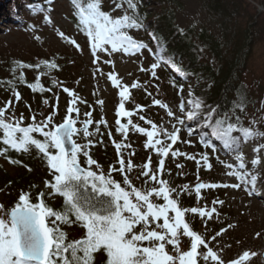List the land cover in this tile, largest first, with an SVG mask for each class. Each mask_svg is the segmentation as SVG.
Listing matches in <instances>:
<instances>
[{
  "label": "snow or ice",
  "instance_id": "6c2138e0",
  "mask_svg": "<svg viewBox=\"0 0 264 264\" xmlns=\"http://www.w3.org/2000/svg\"><path fill=\"white\" fill-rule=\"evenodd\" d=\"M49 3L52 0H48ZM103 0H72L75 14L78 17V24L81 31L88 37L91 53L95 60H100L101 53L122 52L133 55L148 48L146 43L134 39L129 31L132 29H142L143 20L137 11L135 0H113L116 8H126L120 17H113L110 13L102 10ZM131 10V15L128 14ZM51 23L50 17H46ZM58 35L69 43L79 48L75 40L65 36L63 32ZM153 40L157 37L153 34ZM39 39V37H36ZM157 62L151 65L152 75L155 76V69L161 63L170 64L172 68L181 73L173 60H166L163 55H157ZM41 64L46 69H56L58 65L52 61H42ZM31 64L16 62V68L12 71L15 74L20 70L18 79L24 81V69H31ZM35 67H40L36 65ZM143 70V69H142ZM113 85L120 87V81L116 75L109 74ZM11 83V82H9ZM55 83V81H54ZM33 92H43L44 87L39 82L27 84ZM132 87H139L138 82ZM181 87V91H182ZM69 97L71 105L77 103L74 92L64 88ZM13 95L19 101L20 93L13 88ZM122 100L129 99L128 87H123L119 93ZM48 104L47 99L43 101ZM102 105L103 101H99ZM154 103L161 108L168 106L159 100ZM191 109L185 111V104H180V111L187 121L196 119L203 109V101L194 99L187 101ZM8 104L0 108V136L5 147L0 150V156L6 155L9 149L19 153H29L35 149L43 158L49 169L51 180L45 181V188L48 196H59L63 198V206L56 210L50 207L45 201V192L37 194L33 202L30 192H21L18 201L10 209L0 204V264H95V254L106 255L105 264H225L217 251L209 246V241L202 234L193 230L190 222L186 220V214L191 213L203 218L212 219L218 215L216 204H223V201H213V207L194 206L182 208L180 196L185 192H191L189 186H181L180 190L172 188L169 183L162 179L165 159L170 154L173 158L184 155L188 159L195 160V157L188 156L172 149L179 140L180 128L177 125H185L186 120L176 117V124L172 125V131L151 124V130L134 125L129 119L127 124H122L118 119L116 124L124 139L127 138L129 126L136 131L143 133L147 137L146 147L152 148L161 157L158 168L153 170L150 167L151 158L144 164V171L141 175L147 177L140 187L135 186L128 173L133 169L130 160L125 161L121 148L125 145L115 143L119 159V167L112 166L108 173L90 155L91 141L88 143H78L77 138L82 134L84 138L92 135L90 126L93 120L91 113H85L84 120L79 117V109L73 106L67 108V116L60 124L53 123V115L47 116L44 120L36 121L32 116L33 123L22 126V117L13 118L6 116ZM118 116H132L133 113L125 110L124 103H120ZM167 115L172 117L174 113L168 109ZM213 113L211 110L205 116L207 126L212 128V135L223 142L226 149L238 151L234 147L237 139L232 136L233 132L239 131L245 140L254 139L256 133L252 129L237 127L227 121L218 119L213 124L211 122ZM144 120L143 115L140 116ZM239 118H237L238 120ZM80 123L82 127L78 128ZM99 123H106L101 120ZM99 134V127L96 128ZM34 134H38L37 138ZM191 134V133H190ZM163 137L170 143H165L164 139H153ZM201 143L205 147H210L215 151L209 139L201 138ZM259 148L255 149L259 152ZM83 156L84 163H81ZM207 167L208 157L203 156ZM239 161L238 169H245V160L242 154L236 156ZM10 163H17L10 160ZM199 163V161H198ZM260 160L253 159V166H258ZM95 166V170H93ZM177 167H183L177 165ZM230 169L227 175L235 176L240 183L234 185L212 184L197 182L194 192L197 199H201L202 189H214L218 187H232L239 189L241 184L249 185L247 189L249 195L254 194L257 185V175H252L247 171L234 169L232 164H226ZM31 169H29L30 171ZM118 172L122 175V181L114 179L112 173ZM149 183L152 184L149 187ZM155 199L162 200L163 203L155 202ZM73 224L84 229V235L80 239L68 240V234L63 230L64 226ZM230 227V226H229ZM217 232L211 239L223 234ZM187 238V241H185ZM183 245V246H182ZM203 249L204 251H202ZM256 253L244 251L242 255L230 262V264H246Z\"/></svg>",
  "mask_w": 264,
  "mask_h": 264
},
{
  "label": "trees",
  "instance_id": "16d2710c",
  "mask_svg": "<svg viewBox=\"0 0 264 264\" xmlns=\"http://www.w3.org/2000/svg\"><path fill=\"white\" fill-rule=\"evenodd\" d=\"M15 1L0 0V6L6 2L9 3L11 16L16 19L15 21H18L13 24L15 31L20 33L33 32L42 27H47L58 38V43L55 41L49 44L41 40V43L29 44L28 48L14 44L0 50L2 51L0 52V108L5 107L9 101H11V105L8 106L6 114L16 113L19 108H25L26 113L24 120H22V126H27L32 123V116H41L42 110H45L48 104L54 106L62 95L60 85L64 81L69 82L72 79L73 70H85L83 69L84 64L77 59L80 58L81 49L89 47L90 42L84 32L81 31L72 0H66L70 8L65 16L70 27L76 32L74 36L69 35V28L61 29L55 25L52 15V12L55 11L53 6L55 0H52L51 3L48 0L22 1L23 11L20 17L14 14ZM196 1L199 5L197 20L192 22L189 27L183 28L177 23L178 14L185 9L182 0H135L144 27L132 29L129 34L134 39L148 45V48L144 50H150L155 62H157V55H163L166 60H173L182 69L181 73H177L170 64L161 63L171 85L181 95L185 94V99L182 102L185 104V111L191 109L187 101L194 99L203 101L204 106L201 114L192 120V129L187 132L188 136L197 137V144H195L197 152L184 153L195 158L197 154H201V157L206 155L211 162L212 160L216 161L219 166H222L219 163L220 150L231 151V149H226L223 142L212 135V128L207 126L205 116L211 110L213 113L211 122L213 124L218 119L226 118L228 122L237 125V127L252 129L256 133L254 139L245 140L241 132H233L232 136L237 139L234 147L239 149L247 142L254 141L256 148L260 149L258 153L264 158V73H259L252 65L257 47L264 45V10L261 11V8H264V0ZM125 8H116L113 0H103L102 2V10L110 13L113 17L122 16ZM128 14H132L131 10H128ZM46 17H50L51 23ZM58 32H63L66 37L75 40L79 48L69 43L68 40L62 39ZM153 34L157 37L156 40H153ZM59 44L62 48L59 47ZM42 61H54L58 67L51 70L46 69L41 64ZM16 62L34 66L31 69L23 70L24 81L18 79L19 69L15 74L12 71L16 68ZM74 64L75 66H73ZM36 65H40V67L37 68ZM38 77L40 84L45 89L43 92H33L27 86V84L37 82ZM13 88L20 93L19 101L13 95ZM78 95L74 107L77 108V104H80L78 107L79 118L82 114L91 113L90 118L98 120L104 110V101L100 92L96 90L87 98L84 93ZM45 99H47L48 104L43 102ZM99 101H103V104L101 105ZM150 105L149 98L141 96L138 101H135V104H130L127 108L133 113L134 116L131 117L133 120L137 121L141 113L150 120L151 114L148 112ZM139 108H143L145 111L147 108V112L138 111ZM74 114L76 113L74 112ZM237 118L239 119L237 120ZM127 122L126 119L125 124ZM137 123L139 124V122ZM143 125L148 127L146 123ZM99 131L101 132V130ZM116 134L122 135L119 130L116 131ZM34 135L41 138L38 134ZM106 136L108 135L104 134L103 137L98 138L89 151L103 171L108 173L112 166H117L120 157L112 141L106 146L108 142ZM127 137L132 142L124 140L121 144L125 146L120 150L125 161H128L129 155L126 148L127 144L136 145L132 135L127 133ZM202 137L209 139L215 145L216 150L213 151L212 148L205 147L201 143ZM0 140H2V136H0ZM85 142L88 143L85 140L78 143L84 144ZM4 147L0 143V150H3ZM175 147L174 150H177ZM140 148L137 149V155H140ZM142 154L145 159L149 156L147 151ZM80 159L83 164L85 158L81 156ZM10 160H15L17 163H10ZM155 160V166L158 168V160ZM191 167L195 168L194 165ZM29 169L31 170L29 171ZM93 170H95V166H93ZM142 171L138 173V176L143 185L147 177L141 175ZM112 175L117 181H122L120 173ZM128 175L130 179L133 178L131 172ZM181 176L179 178H182ZM184 178H188L190 183L193 182V171L192 173L191 171L188 172ZM51 179L45 161L35 149L29 153H19L9 149L6 155L0 156V204L5 209H10L18 201L21 192H30L33 202H36L35 198L38 193L45 192L46 203L53 209L59 210L63 206V198L59 196L49 197L48 190L45 188V181ZM173 179V181L169 180L170 186L180 190L181 188H176L172 184L177 181L175 178ZM213 182L216 183V179ZM148 186L151 187L152 184L149 183ZM223 192L219 188H215L203 193H213V197L223 201L224 204L226 201ZM154 200L157 203H163L162 200L155 198ZM192 204L193 199L188 196L187 192L180 196L181 207L184 205L192 206ZM187 216L189 215L186 214V218ZM192 217L194 230L199 233L200 226L196 219L198 217L195 215ZM63 230L68 234L69 241L80 239L84 235V229L75 224L70 227L64 226ZM105 262V254L102 252L95 254V264H105Z\"/></svg>",
  "mask_w": 264,
  "mask_h": 264
},
{
  "label": "rangeland",
  "instance_id": "374dc122",
  "mask_svg": "<svg viewBox=\"0 0 264 264\" xmlns=\"http://www.w3.org/2000/svg\"><path fill=\"white\" fill-rule=\"evenodd\" d=\"M12 1V0H10ZM22 1L25 0H16L15 1V10L14 14L18 17L22 15ZM185 5V9L178 14L177 23L183 28L189 27V25L197 20V15L199 13V5L196 0H182ZM55 11L52 12L55 25L63 29L69 28V35H76V32L73 28L70 27L66 14H68V9L70 8L66 0H55ZM9 10V3H5L0 6V50L8 45L19 44L23 48H28L31 43H41V40L45 43L57 42V36L52 30L47 27H42L41 29L33 32H23L20 33L13 29V24L18 21L13 19V16ZM39 37V39H36ZM52 46V45H51ZM59 47L62 46L59 44ZM2 52V51H0ZM82 52V53H81ZM80 58L77 61L84 64L85 70L74 71V76L69 82H63L61 87V96L58 98V101L55 102L54 106L51 104L47 105V108L43 111L41 116H36V121L39 122L44 120L47 116L53 115V123L60 124L64 121L67 116V108L71 105L70 101L73 99L63 91L64 88H67L74 92L75 97L78 100V94L84 93L85 97H89L94 91L98 90L104 101V110L103 114L98 118V120H93V124L90 127V132L92 135L88 138H84L81 134L77 138V142H82V140L88 139L91 141V144L96 143L97 139L103 137L104 134L108 135L106 146L115 143H122L124 140H129L128 137L124 139L122 135H117L116 131L118 130V125L116 121L119 119L122 124H125V120H131L134 125L145 128L146 131L151 130V124L148 121L156 124L158 127L172 131V125L176 124V117H181L186 120V117L180 111V104L184 101L185 97L176 91L175 87L171 85L168 75L163 67H158L155 69V76L152 75L151 65L156 63L151 55L149 49L144 50L142 53L136 55H128L122 52L116 53H101L100 60L97 62L91 53V47H85L81 49ZM78 62V63H79ZM252 65L255 66L259 73H264V45L257 47L256 55L252 60ZM76 64V63H75ZM75 64L73 66H75ZM82 69V68H80ZM143 69V70H142ZM116 75L117 80L120 81V87L113 85L111 79H109V74ZM74 79V80H73ZM139 84V87H132L134 83ZM123 87H128L129 89V99L122 100L119 93ZM184 92V91H183ZM185 93V92H184ZM147 96L151 101V105L148 106V112H150V120L145 117L144 120H141L140 117L137 121L133 120L134 115L128 116H118L120 103H124L125 110L129 111L127 107L130 104H135V101L139 100V97ZM155 100H159L162 103L168 106L167 109L161 108L160 106L154 103ZM77 104V108L79 107ZM86 109V107H84ZM170 109L174 116L170 117L167 115V111ZM138 111L147 112L143 108H139ZM25 108H19V110L14 113L10 112L6 116L15 118H21L24 120ZM73 115V114H72ZM140 115V116H141ZM148 115V114H147ZM74 118L78 120H84L85 115L82 114L79 117H76V114L73 115ZM101 120L106 123H99ZM33 123V121L31 120ZM139 122V124L137 123ZM145 122L148 127H146ZM80 124V123H78ZM78 126V125H77ZM79 126L82 127L80 124ZM97 126L99 127V134L96 132ZM180 128L179 139L175 145H172V149L180 153L189 152L190 154L197 152L195 144H197L196 136H188L187 132L192 129V121H187L185 125H177ZM128 135H132L134 138V144H127V153L128 160L133 164V169L130 171L133 175L131 179L132 183L140 187L142 184L138 173L144 169V164H146L151 158V169H157L155 166V159L158 160L159 157L156 151L152 148L146 147L147 137L143 133L136 131L135 128L129 126ZM164 139L163 137H154L153 139ZM86 141V140H85ZM132 142L131 140H129ZM165 143H170L164 139ZM124 145V144H123ZM182 145L183 148H182ZM140 148L137 155V149ZM256 144L254 141L247 142L244 146L240 147L238 151H227L221 149L219 163L222 166H219L216 161L212 162L208 159V163L211 164V168L207 167L201 154H197L196 160L187 159L184 155L173 158L170 154L165 159L164 172L162 179L166 180L169 183V180L173 181L175 178L177 181L172 183L176 188H181V186H189L192 189L191 192H187L188 196H191L193 199L192 206L184 205L183 208H191L194 206L198 207H207L211 209L213 207V201L217 200L213 197V193L204 194L203 192L209 189L201 190V199H197V196L194 192V187L197 182L203 183H212V184H227L234 185L240 183L235 176L227 175L226 173L230 171L226 164H232L234 169H238L239 161L236 160L238 154H242L245 160V169L239 170L241 172L247 171L252 175H257V185L254 190V194L249 195L248 188L249 185L241 184L239 189L232 187H218L220 190L224 191V204H216L218 215H214L212 219L203 218V220L195 214L188 213L187 221L190 222V226L194 228L193 217L197 216L198 225L200 226L199 234H202L207 241H209V246L213 248L214 251H217L221 258L225 261V264H230L234 259L239 258L244 251H250L256 253V255L246 264H264V158L258 152L255 151ZM147 151L149 156L145 159L143 157V152ZM259 159L260 163L258 166H253V159ZM125 159V158H124ZM199 161V163H198ZM157 162V163H158ZM127 163V160H126ZM182 165L183 167H177V165ZM192 165L195 168L191 167ZM116 167H119L117 164ZM194 174V181L189 182L184 177L187 176V173L190 172ZM118 172L112 173L116 174ZM182 175V178H179ZM206 175V177H204ZM179 179V180H178ZM216 179V183L213 180ZM170 185V183H169ZM215 189V188H214ZM204 190V191H203ZM186 193V192H185ZM191 215V216H190ZM186 218V219H187ZM224 225V226H222ZM230 226V227H229ZM223 234L217 236L215 240L211 238L216 235L217 232H222ZM196 231V230H195ZM76 235H78L76 233ZM187 241V238H185ZM183 246V245H182ZM204 251L203 249H201ZM203 264V262H201Z\"/></svg>",
  "mask_w": 264,
  "mask_h": 264
},
{
  "label": "flooded vegetation",
  "instance_id": "af4514ba",
  "mask_svg": "<svg viewBox=\"0 0 264 264\" xmlns=\"http://www.w3.org/2000/svg\"><path fill=\"white\" fill-rule=\"evenodd\" d=\"M78 125V128H80L81 126H79L80 124H77ZM87 142H89V140L88 139H85Z\"/></svg>",
  "mask_w": 264,
  "mask_h": 264
},
{
  "label": "water",
  "instance_id": "95a60500",
  "mask_svg": "<svg viewBox=\"0 0 264 264\" xmlns=\"http://www.w3.org/2000/svg\"><path fill=\"white\" fill-rule=\"evenodd\" d=\"M264 10V8H261V11H263ZM91 127V126H90ZM263 257H264V254H263Z\"/></svg>",
  "mask_w": 264,
  "mask_h": 264
},
{
  "label": "bare ground",
  "instance_id": "6f19581e",
  "mask_svg": "<svg viewBox=\"0 0 264 264\" xmlns=\"http://www.w3.org/2000/svg\"><path fill=\"white\" fill-rule=\"evenodd\" d=\"M86 143V142H85Z\"/></svg>",
  "mask_w": 264,
  "mask_h": 264
}]
</instances>
